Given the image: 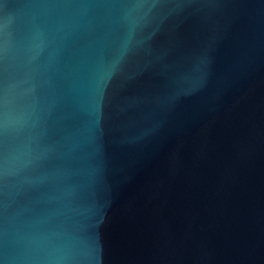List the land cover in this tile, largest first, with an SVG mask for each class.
I'll return each mask as SVG.
<instances>
[{
	"label": "water",
	"instance_id": "obj_1",
	"mask_svg": "<svg viewBox=\"0 0 264 264\" xmlns=\"http://www.w3.org/2000/svg\"><path fill=\"white\" fill-rule=\"evenodd\" d=\"M0 264H264V0H0Z\"/></svg>",
	"mask_w": 264,
	"mask_h": 264
}]
</instances>
